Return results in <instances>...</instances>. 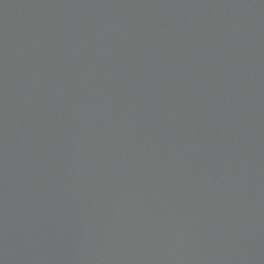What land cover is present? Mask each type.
Masks as SVG:
<instances>
[{"label": "water", "instance_id": "1", "mask_svg": "<svg viewBox=\"0 0 264 264\" xmlns=\"http://www.w3.org/2000/svg\"><path fill=\"white\" fill-rule=\"evenodd\" d=\"M0 264H264V0H0Z\"/></svg>", "mask_w": 264, "mask_h": 264}]
</instances>
